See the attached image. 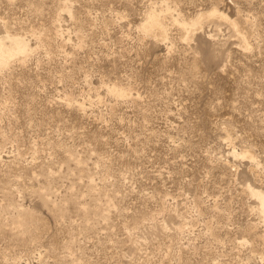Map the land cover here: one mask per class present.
<instances>
[{"label":"rangeland","instance_id":"obj_1","mask_svg":"<svg viewBox=\"0 0 264 264\" xmlns=\"http://www.w3.org/2000/svg\"><path fill=\"white\" fill-rule=\"evenodd\" d=\"M15 38L0 264H264V0H0Z\"/></svg>","mask_w":264,"mask_h":264},{"label":"bare ground","instance_id":"obj_2","mask_svg":"<svg viewBox=\"0 0 264 264\" xmlns=\"http://www.w3.org/2000/svg\"><path fill=\"white\" fill-rule=\"evenodd\" d=\"M170 15H172V14H170ZM206 17L207 18H215V17H217V18H220V19H224L225 18V16H224L223 13L219 12L216 8H214V9H212L210 11H207V12L198 14L195 17V21L196 20L199 21V20H201L203 18H206ZM187 26H188L187 24H183L182 25L183 29L186 30V31L188 29ZM161 28H162V26H161V22L159 20V17L156 16V15H154V14L149 16L148 22L144 25V29L145 30H149V31H152V30H155V29L160 30ZM10 40H12V39H10ZM13 40H14V38H13ZM24 53H26V48H25V46L21 42L17 41V39L15 40V42L13 43V45L12 46H9V47H7L0 40V56H2V57H5L6 56V58H13L17 54H24ZM1 59H3V58H1ZM3 61H1V62H3ZM114 89H111V90L109 89V90H110V92H113V93H116L117 95H120L119 91H115L116 89L115 90ZM248 154H245L244 155V158L247 157V158H249V159L252 160V157L250 155H248ZM258 198H259L258 200H260V205H261V207L263 209V213H264V195L258 194Z\"/></svg>","mask_w":264,"mask_h":264}]
</instances>
